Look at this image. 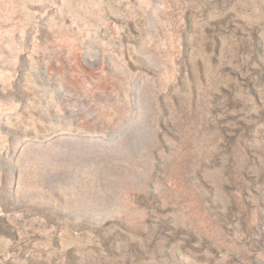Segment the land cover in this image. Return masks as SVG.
Instances as JSON below:
<instances>
[{
    "label": "rangeland",
    "instance_id": "obj_1",
    "mask_svg": "<svg viewBox=\"0 0 264 264\" xmlns=\"http://www.w3.org/2000/svg\"><path fill=\"white\" fill-rule=\"evenodd\" d=\"M0 36V122L10 132L0 138V264H68L78 233L38 202L59 204L58 191L76 177L102 189L139 183L158 157L165 185L156 195L185 215V154L213 139L202 100L213 103L212 75L226 64L222 53L236 52L239 37L264 42V0H0ZM59 133L109 141L115 160L107 164L125 172L50 163ZM35 146L31 168L23 157ZM41 150L51 152L45 165Z\"/></svg>",
    "mask_w": 264,
    "mask_h": 264
},
{
    "label": "bare ground",
    "instance_id": "obj_2",
    "mask_svg": "<svg viewBox=\"0 0 264 264\" xmlns=\"http://www.w3.org/2000/svg\"><path fill=\"white\" fill-rule=\"evenodd\" d=\"M229 31L232 29L224 32ZM222 41L216 44L220 50ZM235 51L222 53L226 64L216 73L219 75H212L217 92H213V103L205 100L201 103L211 118L207 126L212 132V143L210 139L211 144L206 143L208 148L194 147L189 155L185 154L187 157L182 165L188 192L185 194L188 195L185 215L177 208V211L170 208L156 195L163 178V164L158 157L147 172L144 170L148 179L139 183L124 181L102 189L92 188L89 179L83 182V179L77 181L76 177L68 190L62 187L63 190L58 191L59 204H51L49 200L38 202L43 209L52 207L59 212L63 220L70 219L72 230L78 233L81 243L70 245L68 264H264V128L260 125L264 119V42L239 37ZM245 54L248 55L246 62L243 61ZM253 77L257 78V85ZM68 111L71 113L73 108ZM161 129L171 132L166 123ZM0 130L1 140H6L10 132L5 123L0 122ZM129 130L125 135L130 134ZM66 134L55 136L52 161L49 158L51 152L40 151V165H45L48 156L50 163L56 158L71 166L87 163L98 169H111L112 174L113 170L125 172L122 165L107 164L115 160L109 141L105 143L98 135L81 138ZM117 136L115 134L109 140ZM158 137L167 143L165 135ZM15 140L20 145L27 142L24 137ZM3 148H0V155L6 151ZM37 149H26L23 157L26 165L32 166L34 158L29 156ZM38 168L40 173L46 172H42L40 166ZM95 191L97 194L104 192L98 196L93 195ZM131 212L137 215L133 216L136 225L130 220ZM31 219L35 221V217Z\"/></svg>",
    "mask_w": 264,
    "mask_h": 264
}]
</instances>
